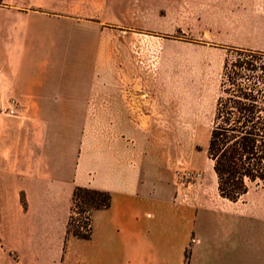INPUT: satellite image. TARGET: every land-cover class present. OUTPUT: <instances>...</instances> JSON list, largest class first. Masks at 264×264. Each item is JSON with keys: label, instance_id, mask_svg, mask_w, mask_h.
Wrapping results in <instances>:
<instances>
[{"label": "crops", "instance_id": "crops-1", "mask_svg": "<svg viewBox=\"0 0 264 264\" xmlns=\"http://www.w3.org/2000/svg\"><path fill=\"white\" fill-rule=\"evenodd\" d=\"M0 2V264H181L168 257L62 255L78 186L112 194L111 207L93 214L99 249L142 246L143 226L158 224L173 207L159 194L156 146H147L158 135L147 111L156 116L158 103L148 98V85L108 76L118 72L112 42L123 37L105 32L110 0ZM13 104L17 114L9 115ZM254 212L261 217L264 209ZM6 217L12 224H2ZM151 230L157 246L170 240L157 225ZM132 233L135 240L128 239ZM16 249L28 256L17 258ZM259 255L233 245L219 263L264 264Z\"/></svg>", "mask_w": 264, "mask_h": 264}, {"label": "rangeland", "instance_id": "rangeland-1", "mask_svg": "<svg viewBox=\"0 0 264 264\" xmlns=\"http://www.w3.org/2000/svg\"><path fill=\"white\" fill-rule=\"evenodd\" d=\"M104 18L111 38L123 35L112 42L117 50L112 65L118 72L108 76L146 84L148 98L157 100L156 116L147 115L157 120L158 135L149 136L147 146H156L159 194L173 207L160 220L147 217L159 223L143 226L140 247L97 248L93 212L91 237L66 234L60 252L71 260L150 256L179 259L181 264H211L212 259L221 264L228 248L238 245L246 253L255 249L264 261V214L253 218L255 210L264 209V184L253 185L237 202L221 197L207 151L231 49L264 52V0H110ZM2 224L12 221L6 217ZM21 224H27V217L22 215ZM156 225L170 239L160 246L148 239ZM170 231L178 234L179 243ZM133 235L128 239L135 240ZM15 256L28 253L16 249Z\"/></svg>", "mask_w": 264, "mask_h": 264}, {"label": "trees", "instance_id": "trees-1", "mask_svg": "<svg viewBox=\"0 0 264 264\" xmlns=\"http://www.w3.org/2000/svg\"><path fill=\"white\" fill-rule=\"evenodd\" d=\"M207 151L223 198L237 202L264 184L263 51L232 48L227 56ZM111 205L110 192L76 187L67 234L89 239L91 215Z\"/></svg>", "mask_w": 264, "mask_h": 264}, {"label": "built area", "instance_id": "built-area-1", "mask_svg": "<svg viewBox=\"0 0 264 264\" xmlns=\"http://www.w3.org/2000/svg\"><path fill=\"white\" fill-rule=\"evenodd\" d=\"M16 105L15 104H13V105H10V106H8L7 108H6V112H7V114H9V115H15V114H17V112H16ZM191 173H188V175H190Z\"/></svg>", "mask_w": 264, "mask_h": 264}]
</instances>
